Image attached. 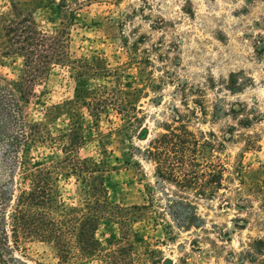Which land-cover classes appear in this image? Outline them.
Masks as SVG:
<instances>
[{"label": "rangeland", "instance_id": "rangeland-1", "mask_svg": "<svg viewBox=\"0 0 264 264\" xmlns=\"http://www.w3.org/2000/svg\"><path fill=\"white\" fill-rule=\"evenodd\" d=\"M13 4L19 13L31 12L41 31L54 33L61 23L68 26L73 59L105 60L110 72L88 78L89 92L120 86L138 108V121L128 130L115 106L93 114L76 96L67 65L54 66L39 80L24 107L27 119L41 122L53 136L79 130L83 140L75 154L104 166L101 175L112 205L145 204L149 187L153 189L157 209L165 212L177 235L170 239L167 224L143 211L129 221L133 260L250 264V255L264 257L257 253L264 251V211L256 200L246 210L234 204L227 208L219 197H180L157 176L146 152L149 140L170 122L173 109L187 112V103L196 113L187 122L193 131L227 136L219 154L230 171L239 164L245 180L264 176V31L258 25L264 0H0L2 85L16 81L24 63L21 55L10 52L3 26ZM4 151L0 145V226L8 219L20 180L18 163L3 157ZM31 153L37 160L62 155L44 145ZM57 188L61 205L82 206L81 183L73 175H59ZM113 219H101L95 234L106 250L125 246V228ZM7 233L0 264H106L100 255L63 262L51 243L34 238L15 247Z\"/></svg>", "mask_w": 264, "mask_h": 264}, {"label": "trees", "instance_id": "trees-1", "mask_svg": "<svg viewBox=\"0 0 264 264\" xmlns=\"http://www.w3.org/2000/svg\"><path fill=\"white\" fill-rule=\"evenodd\" d=\"M12 7V13L4 18L5 36L10 52L21 55L24 63L16 81L10 85L0 84V145L5 146L3 157L18 163L20 180L8 219H4L0 226V251L2 242L8 240L9 232L15 247H20L29 238L51 243L63 262L100 255L106 264H142L131 257L130 219L136 221L143 211L146 215L148 209L153 220L167 224L170 239L177 235L172 224L165 219V212L157 209L159 202L154 198L153 189L149 187L145 204L112 205L101 175L104 166L89 159H80L75 154L83 140L79 130L73 128L53 136L41 122H30L24 113V107L34 94L35 84L56 65H67L71 69L77 85L76 96L93 114L115 106L126 123L124 129L128 130L138 121L137 106L128 102L120 86L104 87L95 92L85 88L88 78L106 77L110 70L101 58L89 62L71 57L68 26L61 23L54 33L41 31L31 12L19 13L16 5ZM258 25L264 31V18ZM260 36L264 38L262 34ZM100 63L104 66L100 67ZM183 105L187 112L175 107L170 122H166L163 131L148 142L146 152L155 165L157 176L170 183L180 197L186 193L205 199L219 197L227 208L234 204L246 210L256 200L258 208L264 211V176L259 174L245 180L239 164L230 171L219 154L227 136L210 133L209 137L202 131H193L187 122L196 117V113L187 103ZM39 145L57 148L62 155L53 158L47 154L37 160L31 152ZM61 174L73 175L81 183L83 197L80 208L59 203L57 181ZM232 181H236L234 187L229 185ZM114 217L125 228L122 236L125 246L106 250L95 234L101 219L112 220ZM237 219L243 220L241 217ZM257 253L264 256L261 248ZM248 262L264 264V257L250 255Z\"/></svg>", "mask_w": 264, "mask_h": 264}]
</instances>
